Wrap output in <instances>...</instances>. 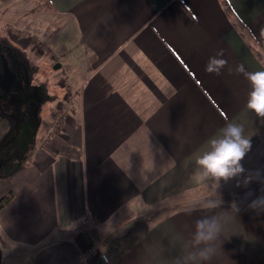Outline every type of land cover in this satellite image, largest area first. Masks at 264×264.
Returning a JSON list of instances; mask_svg holds the SVG:
<instances>
[{"label": "crops", "instance_id": "1", "mask_svg": "<svg viewBox=\"0 0 264 264\" xmlns=\"http://www.w3.org/2000/svg\"><path fill=\"white\" fill-rule=\"evenodd\" d=\"M41 1L63 20L47 28L76 101L47 139L55 113L32 125V106L0 104V201L11 196L0 264H81L94 233L109 264H264V211L249 208L264 195V118L246 107L252 86L236 71H264V0ZM36 6L0 0L5 27L18 17L9 39L19 48ZM221 51L224 69L206 72ZM227 123L251 140L239 175L258 177L253 186L200 177L196 161ZM207 217L221 231L216 254L199 262L189 258L195 222Z\"/></svg>", "mask_w": 264, "mask_h": 264}, {"label": "rangeland", "instance_id": "2", "mask_svg": "<svg viewBox=\"0 0 264 264\" xmlns=\"http://www.w3.org/2000/svg\"><path fill=\"white\" fill-rule=\"evenodd\" d=\"M36 1L37 6L24 15L20 24L25 28L18 33L23 37L22 48L9 39L10 36L16 37L14 23L18 17L13 15L12 23L7 27L3 25L2 20L0 21V104H13L18 107L17 110L19 107L32 106L29 108L33 112L31 124L37 122L41 126L43 118L45 117L49 124L51 113H55L56 117L73 94L67 84L64 86L66 71L62 69V50L53 45V38L47 28V21H54L57 29L61 30L63 20L60 15L53 18L46 2ZM32 14L34 18L31 17ZM55 34L59 38L62 36L58 31ZM57 62L61 63V67L54 69ZM45 115H48L47 118ZM50 125L43 137L48 136ZM249 177L252 178L249 184L253 186L258 183V177L253 175H237L230 178L229 182L228 180L220 182L227 190H231L243 187V180L246 181ZM101 242L104 251L107 252L103 240Z\"/></svg>", "mask_w": 264, "mask_h": 264}, {"label": "clouds", "instance_id": "3", "mask_svg": "<svg viewBox=\"0 0 264 264\" xmlns=\"http://www.w3.org/2000/svg\"><path fill=\"white\" fill-rule=\"evenodd\" d=\"M223 52L217 56L210 57L205 66V71L219 75L227 64L222 57ZM219 57V58H218ZM250 82L252 90L247 100L246 107L255 113L257 117L264 118V71L246 72L243 66L236 68ZM222 136L219 139H211L212 150L199 157L197 165L203 170L200 173L202 179L212 177L217 181H227L245 172L243 161L251 151V140L245 135L243 125L239 123H227L222 129ZM246 180V184L251 181ZM264 192V188L261 189ZM203 207L212 209L216 204L208 201ZM249 208L264 211V195L257 196L249 204ZM193 211L192 209L188 210ZM221 231V225L215 217L198 219L195 222L193 234V245L198 248L190 254V259L199 262L210 261L216 254L214 242Z\"/></svg>", "mask_w": 264, "mask_h": 264}, {"label": "built area", "instance_id": "4", "mask_svg": "<svg viewBox=\"0 0 264 264\" xmlns=\"http://www.w3.org/2000/svg\"><path fill=\"white\" fill-rule=\"evenodd\" d=\"M70 101V102H69ZM68 104L62 108V111L58 113L55 117L53 123L49 126L48 136L56 129H60L62 127L63 122L67 119L71 107L74 105L76 101V97L72 95ZM45 139H47V137ZM45 141V140H44ZM77 222L81 227H88L91 224L90 218L87 214H82L78 216ZM90 241L87 249L83 253V257L81 260V264H98V262H102V264H109L111 259L106 251L103 249V243L97 234H92L90 236Z\"/></svg>", "mask_w": 264, "mask_h": 264}, {"label": "trees", "instance_id": "5", "mask_svg": "<svg viewBox=\"0 0 264 264\" xmlns=\"http://www.w3.org/2000/svg\"><path fill=\"white\" fill-rule=\"evenodd\" d=\"M39 2V1H38ZM27 85V84H26ZM62 153L70 158L79 159L81 157L80 150L72 145H65L62 149ZM11 196L5 197L0 201V207L3 206Z\"/></svg>", "mask_w": 264, "mask_h": 264}, {"label": "water", "instance_id": "6", "mask_svg": "<svg viewBox=\"0 0 264 264\" xmlns=\"http://www.w3.org/2000/svg\"><path fill=\"white\" fill-rule=\"evenodd\" d=\"M61 67V63L60 62H57L55 65H54V69H58Z\"/></svg>", "mask_w": 264, "mask_h": 264}]
</instances>
